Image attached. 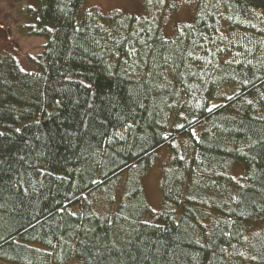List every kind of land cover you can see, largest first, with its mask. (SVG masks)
I'll return each mask as SVG.
<instances>
[{"label":"trees","instance_id":"16d2710c","mask_svg":"<svg viewBox=\"0 0 264 264\" xmlns=\"http://www.w3.org/2000/svg\"><path fill=\"white\" fill-rule=\"evenodd\" d=\"M82 2L20 8L23 58L3 30L0 262L264 264V0Z\"/></svg>","mask_w":264,"mask_h":264},{"label":"rangeland","instance_id":"374dc122","mask_svg":"<svg viewBox=\"0 0 264 264\" xmlns=\"http://www.w3.org/2000/svg\"><path fill=\"white\" fill-rule=\"evenodd\" d=\"M174 4L175 0H166ZM141 0H83L81 10L84 8H96L101 12H110L112 10H121L124 12L138 13L142 8ZM33 0H0V47L4 46L3 30L9 32L10 37L19 49V57L23 58L24 53L33 54L37 49L41 37L27 36L21 33V26L24 17L20 13L23 6L32 4ZM19 11L17 12V10ZM191 16L190 6L188 3L181 2L175 8H170L163 15L162 25L165 34L171 33V27L174 23L182 20H188ZM20 26V27H19ZM167 150L165 145L160 146L152 159V164L147 168L140 177V184L144 192L147 204L153 211H158L161 207V196L158 187L160 178V167L166 159ZM240 171L238 165L233 167V172L237 174ZM0 264H11L0 262ZM67 264H79L75 259H71Z\"/></svg>","mask_w":264,"mask_h":264}]
</instances>
